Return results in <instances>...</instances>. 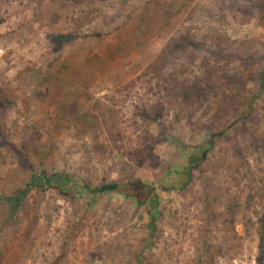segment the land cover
<instances>
[{"label": "rangeland", "instance_id": "374dc122", "mask_svg": "<svg viewBox=\"0 0 264 264\" xmlns=\"http://www.w3.org/2000/svg\"><path fill=\"white\" fill-rule=\"evenodd\" d=\"M255 2L0 0V264H264ZM52 175L65 193L27 190ZM138 182L170 190L155 233L85 188Z\"/></svg>", "mask_w": 264, "mask_h": 264}, {"label": "trees", "instance_id": "16d2710c", "mask_svg": "<svg viewBox=\"0 0 264 264\" xmlns=\"http://www.w3.org/2000/svg\"><path fill=\"white\" fill-rule=\"evenodd\" d=\"M255 9L260 10L264 13V0H256L254 4ZM165 58V57H164ZM163 57L160 58L156 63H154L151 68L152 70L156 72H162L164 69L167 68L169 65V61ZM258 81H260V87L263 89L264 87V70H262L259 75H257ZM191 95H198V89L197 86L194 89H190L189 91H186V97H190ZM4 95H0L1 101L4 100ZM4 101H7L6 99ZM254 102V101H253ZM252 104L249 106V110L251 111ZM221 135H213L211 139L206 143L207 149L203 151L202 156H199L198 158L193 160V164L195 166L199 165L203 160L205 161V158L207 154L213 149L215 144V139ZM70 182V177L68 175H52V176H33L31 179L30 184L27 186V190H32L34 188H41L42 190H48V189H55L60 194L63 192L65 193L66 186ZM86 190L93 195L97 194H105V193H118L124 197L134 199L136 201L137 207H145L148 208V215L150 218V225L152 228V233H155L157 231V227L155 225L156 219L158 216L160 217L161 211H160V205L163 203L169 202V195L166 194L170 192L168 189H154L151 187H148L147 185L138 182V183H132V184H115L111 186H102L100 188H97L95 190H90L88 187H86ZM66 190V191H65ZM27 191V192H28ZM27 192H24L18 199H9L8 202L13 204L14 206H18L25 194ZM237 201H229L226 205L227 212L231 215L233 208L237 206ZM263 233H260V237L263 238Z\"/></svg>", "mask_w": 264, "mask_h": 264}, {"label": "built area", "instance_id": "2783aa9c", "mask_svg": "<svg viewBox=\"0 0 264 264\" xmlns=\"http://www.w3.org/2000/svg\"><path fill=\"white\" fill-rule=\"evenodd\" d=\"M4 54L3 50H0V57H2Z\"/></svg>", "mask_w": 264, "mask_h": 264}]
</instances>
